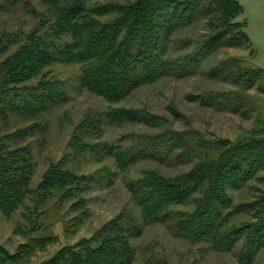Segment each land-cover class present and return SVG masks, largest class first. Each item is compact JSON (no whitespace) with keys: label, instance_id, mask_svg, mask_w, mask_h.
Returning <instances> with one entry per match:
<instances>
[{"label":"rangeland","instance_id":"obj_1","mask_svg":"<svg viewBox=\"0 0 264 264\" xmlns=\"http://www.w3.org/2000/svg\"><path fill=\"white\" fill-rule=\"evenodd\" d=\"M136 1L91 0L90 5ZM237 1L242 12L227 19L225 26L215 3L204 1L194 19L169 35L165 53L178 57L200 49L205 39L228 28L194 72L181 77L162 75L121 100L108 102L81 87L80 66L74 63L54 61L30 79L11 83L5 67L31 36L54 48L65 46L70 37L54 33L55 18L45 0H0V138L14 133L23 137L17 146L28 144L32 191L59 162L86 178L66 193L55 190L44 197L30 193L9 217L0 213V247L9 254L22 247L20 259L6 264H43L64 247L99 238L115 220L122 228H130V264H241L239 245L226 252L177 235L174 222L195 209L191 201L197 193L176 206L169 220L148 224L127 187L145 174L174 178L249 141L260 142L259 150L264 152V0ZM112 17L97 19L103 22ZM38 84L43 87L37 90ZM29 91L39 96L57 91L62 96H55V102L45 99L32 114L36 105ZM116 111L128 118L144 115L151 122H117ZM106 114L110 117L105 118ZM92 120L100 122L97 130L88 127ZM146 140L149 144L142 151L156 157H144L124 168L118 165L116 154L129 153ZM81 143L88 147L81 150ZM261 167L240 187L226 190L230 225L251 222L246 206L264 199ZM74 203L77 208L72 207ZM38 239L44 240L42 245ZM99 239L90 246H98ZM249 264H264V247Z\"/></svg>","mask_w":264,"mask_h":264},{"label":"trees","instance_id":"obj_2","mask_svg":"<svg viewBox=\"0 0 264 264\" xmlns=\"http://www.w3.org/2000/svg\"><path fill=\"white\" fill-rule=\"evenodd\" d=\"M204 1L215 3L224 26L227 19L242 12L237 0H137L121 6L90 5L91 0H45L55 18L54 33L69 36L70 42L54 48L55 45L31 36L7 63L6 76L11 83H16L30 79L40 68L54 61L74 63L80 66L81 87L108 102H117L138 86L162 75L181 77L195 71L228 28L209 36L199 45L200 49L190 54L170 57L165 51L169 48L171 32L194 19ZM109 14H113L109 20L97 19ZM39 86L42 85L38 84L37 90ZM42 91L44 93V88ZM29 94L35 98L36 106L30 110L32 114L45 99L55 102V96H62L57 91L50 94L53 97L49 94L39 96L31 91ZM121 112L113 113L117 122H151L147 116L136 114L128 118ZM107 117L110 114H106ZM90 122V129L99 128V121ZM22 138L14 133L0 138V213L4 217H9L30 193L37 197L55 190L66 193L86 181L84 176H76L59 162L46 172L35 188L36 192L30 190L33 164L28 144L17 146L16 142ZM148 144L146 140L129 153L116 154L118 165L124 168L144 157H156L142 151ZM80 147L82 150L88 146L81 143ZM260 147V142L249 141L225 149L216 160L203 161L174 178L145 174L127 187L148 224L169 220L176 206L189 202L197 193V198L191 201L195 203V209L180 214L174 222L177 235L208 242L226 252L239 245L238 261L249 264L255 253L264 247V199L257 198L246 206L251 210V222L234 226L229 224L231 211H225L230 206L225 192L229 187H240L262 168L264 152L259 150ZM72 207L77 208L78 204L74 203ZM125 228L115 220L99 233L98 246H90L96 238L82 240L60 249L43 264H130L133 259L128 243L131 232L129 227ZM138 232L136 230L135 235ZM36 242L42 245L44 240ZM20 250L9 254L0 247V264L18 261L22 255Z\"/></svg>","mask_w":264,"mask_h":264}]
</instances>
